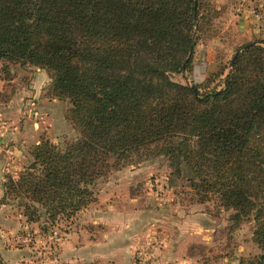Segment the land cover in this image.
<instances>
[{
    "label": "trees",
    "instance_id": "trees-1",
    "mask_svg": "<svg viewBox=\"0 0 264 264\" xmlns=\"http://www.w3.org/2000/svg\"><path fill=\"white\" fill-rule=\"evenodd\" d=\"M200 12L199 0H0L2 78L13 64L46 70L77 132L63 147L39 138L33 167L1 182L26 219L70 217L98 178L161 156L168 185L184 175L233 227L252 213L259 252L237 264H264V41L220 69L218 87L175 81L191 69Z\"/></svg>",
    "mask_w": 264,
    "mask_h": 264
},
{
    "label": "rangeland",
    "instance_id": "rangeland-1",
    "mask_svg": "<svg viewBox=\"0 0 264 264\" xmlns=\"http://www.w3.org/2000/svg\"><path fill=\"white\" fill-rule=\"evenodd\" d=\"M262 2L264 1L199 0L201 11L199 18L205 11L207 20L199 22L191 54V60L194 63H191L190 71L172 72L171 79L181 83H196L200 90L218 87L220 76H217V72L223 68H225L224 70L228 69V61L236 50L235 48L247 41L256 40L253 34L245 35L243 33L245 28L256 23H247L246 27L243 17L246 16V11L252 13L251 10H254L258 17L252 13L253 17L260 20L261 16H264ZM262 24L264 25V21ZM210 42L215 47V58L218 64L215 70L207 72L206 65H196V60L205 61L201 57L204 54V49L212 47L206 46ZM256 43L258 42L255 41L252 44ZM220 47L224 49L223 54H220ZM13 65L10 67L11 76L0 81V85L8 86L6 88H10L14 84V80L19 79L24 72L21 69L25 66ZM49 81L50 79L42 91V96L47 98L53 97L47 93ZM0 93L1 98L6 96L4 92ZM33 101L35 105L36 100ZM67 107L68 102L63 105V117L59 118L56 113L48 112L37 104L36 110L31 111L30 114L17 110L9 113L6 117L0 114V154L4 159L0 164V174L2 175L0 182L6 181L8 177L15 179L25 166L33 167L34 162L29 151L39 138H47L58 147H63L65 142L77 136L76 130L65 117ZM8 121L13 123L14 130L19 127L21 131H17L19 136H12L6 140L4 132L7 130ZM17 148H20L22 152ZM122 168H124V173H127L126 176L114 177L115 173L112 170L94 182L92 191L99 195L98 199L95 197L85 206L87 209L85 212H89L90 216L95 209L97 212H105L115 207L120 211L119 217L125 219L130 208L134 206L151 209L147 213L150 218H157L154 213H158V218L172 220L184 217L187 213L198 214L203 211V216L198 219L202 227L199 226L200 228L198 227L196 231L189 232L194 236L193 244L189 248L184 247L182 251V257L190 253L192 260L190 264H224L229 260L231 264H237L240 257H251L259 252V248L251 238L252 213L233 227L228 219L229 210L219 214L212 196L203 202L195 201V195L187 185L184 175L178 178L173 177L172 184L168 185L170 168L165 158L161 156L145 158L129 163ZM132 170H134L133 175L129 173ZM110 175L112 176L110 177ZM133 197L135 199H130ZM20 202L19 198L15 200L12 195H3L0 188V254L7 264L184 263L167 258L162 254V246L165 244L163 238L164 235L168 237L166 231H169L167 228L169 223L166 221L157 220L159 222L149 224L147 228L145 227L139 232H143L142 234L136 233V231L121 232L122 236L120 237L125 234L134 235V243L127 254L120 248L115 251L104 249L92 251V248L85 243L93 239L92 232H108V223L101 222L95 224L93 228L88 227L82 230L78 225L84 221L82 219L88 217L82 214L78 218L74 214L70 217L59 216L52 224L47 225L43 222L42 217L37 220L26 219ZM108 204H113L112 208ZM123 213L124 216L121 217ZM76 219H79L80 222ZM128 219L133 218L129 215ZM214 221L218 222V225L215 224L217 229H214V224L211 226L213 229L209 227V224ZM119 223L118 225H120ZM40 224L47 227L40 229ZM127 237L129 238V236Z\"/></svg>",
    "mask_w": 264,
    "mask_h": 264
},
{
    "label": "crops",
    "instance_id": "crops-1",
    "mask_svg": "<svg viewBox=\"0 0 264 264\" xmlns=\"http://www.w3.org/2000/svg\"><path fill=\"white\" fill-rule=\"evenodd\" d=\"M262 4H264V2H262ZM262 10L264 13L263 7ZM249 13L248 11H246V16L243 17L244 18L243 21L246 27H247V23L253 22L256 24H252L251 27L249 26L245 28L243 33L245 35L253 34L256 37V39H261L264 41V25L262 24V21H264V16L263 17L261 16V19L258 20L259 19V18L257 19L258 15L257 17H253L252 13L250 14ZM211 41L214 42L213 40ZM212 42H210L206 46L207 47L212 46ZM223 51L224 49L221 48L220 54H223ZM203 53L204 54L201 58L202 59L204 58L205 61L202 62L196 60V65L205 64L207 67V72L215 70L216 65L218 64L215 58L216 57L215 47L212 46L209 49H204ZM192 63H194V61H192ZM21 70L24 71L22 72L21 77H19V79L14 80V84H12L10 88H6L8 86L0 85V92H4L6 94L4 98H1L2 96L0 97V114L6 117L9 113L14 112L16 110L22 113L26 112L27 114H30L31 111L36 110L35 108L37 104L39 107H43L48 112H52L54 114L56 113L58 118L63 117V109H64L63 105L66 104L67 101L57 100L55 97L47 98L42 96V91L44 89V86L48 83V80L50 79L49 78L50 74L43 68L35 67L33 65H27L24 68L22 67ZM2 79L4 78H2L1 76L0 81H3ZM34 99L36 100L35 105L33 101ZM7 125L9 128L7 127V130L4 132V139L6 138L7 140V138H10L12 136L13 137L19 136V134H17V131L18 132L21 131L19 127L18 129L14 130L13 123L9 121ZM17 149L18 151H21L20 148ZM3 160L4 159H2L0 154V164L3 163ZM128 171H130V169H128ZM117 172L118 174L116 175ZM132 172H134V170H132L129 173L133 175ZM114 173H115L114 177L127 175V173H124V168L122 167L120 169L114 170ZM0 176L2 175L0 174ZM111 176L112 175H110V177ZM0 188L2 191L1 182H0ZM98 195L99 194H94V196L97 197V199H98ZM130 199H135V197ZM108 206L112 208L113 204H108ZM130 209L131 210L128 211L127 213V218L125 219L119 217L120 211L115 207L105 212L103 211L97 212L95 209L94 213L91 216L89 212H85L87 210L85 206L80 210H78V212L75 213V216L79 218V216H82L83 214L88 217L87 219H82V221L84 220L83 222H80L79 219H76V221L80 222L78 226H80L82 230L87 229L88 227L93 228L95 224L101 222L109 224L108 232L105 233L92 232L94 236L93 239L89 240L85 244H88L89 247L92 248V251H97L100 249H104L107 251H112V250L115 251L117 248H120L122 251L126 252L125 254H127V252L131 250L130 248L131 245L134 243V239H133L134 235L125 234L123 235V237H120L122 236L121 232L136 231V233H139L143 228L145 227L147 228L148 225L151 223L154 224L159 221H166L169 223L167 224V228L169 231H166L168 237L164 235L163 238L165 244L162 246V254L167 256V258L177 260V262H184L183 264H190L192 262L190 253H188L187 256L182 257L183 256L182 251L184 247L189 248L193 244L192 242L194 240V236L190 235L189 232H191V230L196 231V229L199 226H201V223L199 222L198 219H200V217L203 216L204 214L203 211H200L198 214L187 213L186 215H184V217H178L177 220H172L167 218L166 219L158 218L159 217L158 213L157 214L154 213V215L157 218H152V217L150 218L147 213L150 212L151 209H147L143 207L141 208L140 206L138 207L134 206ZM218 211H219L218 213L221 214L223 213V211L226 210L219 209ZM129 215H131L133 219H128ZM123 216L124 213L121 215V217ZM115 220L117 222H113ZM118 222H120L119 223L120 225H118ZM171 222H173V224H170ZM217 223H218L217 221H214L213 223L209 224L210 225L209 227H211L213 224L218 225ZM216 225L214 226V229H217ZM211 228L213 229V227ZM127 236H129V238Z\"/></svg>",
    "mask_w": 264,
    "mask_h": 264
},
{
    "label": "water",
    "instance_id": "water-1",
    "mask_svg": "<svg viewBox=\"0 0 264 264\" xmlns=\"http://www.w3.org/2000/svg\"><path fill=\"white\" fill-rule=\"evenodd\" d=\"M255 41H247L245 43H243L241 46H239L236 50H234L232 56L230 57L229 61H228V68L231 66L233 59L235 57V55L244 47L249 46L250 44L254 43ZM192 88L194 89V86L192 85ZM31 164L33 165V162H31ZM31 167V166H30Z\"/></svg>",
    "mask_w": 264,
    "mask_h": 264
},
{
    "label": "built area",
    "instance_id": "built-area-1",
    "mask_svg": "<svg viewBox=\"0 0 264 264\" xmlns=\"http://www.w3.org/2000/svg\"><path fill=\"white\" fill-rule=\"evenodd\" d=\"M251 12L257 16V12H255L254 10H251ZM154 264H158V263L154 262ZM224 264H231V261L229 260V261L225 262Z\"/></svg>",
    "mask_w": 264,
    "mask_h": 264
}]
</instances>
